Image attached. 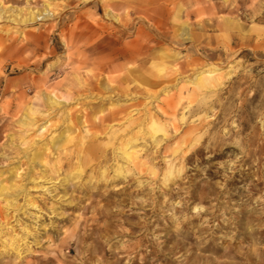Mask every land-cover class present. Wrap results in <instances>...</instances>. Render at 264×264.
Segmentation results:
<instances>
[{
    "label": "rangeland",
    "instance_id": "obj_1",
    "mask_svg": "<svg viewBox=\"0 0 264 264\" xmlns=\"http://www.w3.org/2000/svg\"><path fill=\"white\" fill-rule=\"evenodd\" d=\"M95 1L1 0L41 14L0 20V264H264V0H175L188 39L151 54L170 0ZM204 75L220 85L200 99Z\"/></svg>",
    "mask_w": 264,
    "mask_h": 264
},
{
    "label": "bare ground",
    "instance_id": "obj_2",
    "mask_svg": "<svg viewBox=\"0 0 264 264\" xmlns=\"http://www.w3.org/2000/svg\"><path fill=\"white\" fill-rule=\"evenodd\" d=\"M3 1H5V0H3ZM6 1L18 2L19 0H6ZM95 2L97 4V6H98L99 0H96ZM170 2H172V6L171 7L163 6V9L162 10H157V11H154L152 14H150L151 15V18L153 19V21L147 23V26L145 27V32L146 33L144 35V38L139 39V42L137 43L138 47H140V46H141V48H142V46L144 48L146 47L147 48L146 51H148V53L151 50V48H153L152 45L153 46H155V45L157 46L158 44H161V42H163V41L164 42H171V43H173V42L174 43H179L180 40H186V39H188V38H184V37L182 39H180V38H178V36L176 34V32H177L180 24L188 25L186 23V21H182V22H178L177 21V22H174V24H170V23H172V21H176L177 20V17H178V14H179V12L177 14V10L175 9V5H176L175 0H170ZM2 4L3 3L0 0V20H5V21L7 20V21H10V22H17V23H19V22L28 23L30 21L31 22L35 21L36 20V16L41 14V13H34V12H31L29 10V11H27V14H25L24 16L21 15L20 17H18V14H14L13 16H11V15H5L6 14L5 13V9H4L5 7H3ZM123 4H124L123 2L116 1V0H102V2H101V6L104 8V12H106V8H110V7H113V6H120L121 7ZM189 8H190V6H189ZM184 10H186V9H184ZM191 11H193V10H190L188 12H191ZM185 14H186V11H185ZM199 15H200V13H195V17L196 16H199ZM187 16L188 15H186V17ZM209 17H211V16H209ZM210 19L211 18H209V19H198L199 21H196L195 26H201V27L202 26L203 27H206V26H209V27L210 26H217L218 27L219 26V27L230 28V29L237 28V26L240 27V25L236 21H232L233 19H230V18L229 19H222L221 21H213V22ZM115 20H118V17L115 18ZM156 22L157 23L164 22V26H166L165 27V30L158 31L157 30V23ZM143 23L144 22L141 23L142 26H143ZM128 24L129 23H128V19H127V13H125L124 17L120 21L117 22V25L122 30L125 31L129 27ZM95 25L97 26V24H95ZM143 28H144V26H143ZM10 29L11 28H0V32L3 33V34L0 35V44H2L3 41H9L10 42L9 43L10 45L14 43V40H15V36H14L15 31H11ZM34 35L39 36L40 34H37L36 33ZM243 35H244V33H243ZM118 39L119 38H117L116 40H118ZM193 40H195V41H193L192 44H191V50H192V48L196 47L197 44L199 45L200 43H203V45H207V44L210 43V41H205V37H203L201 40L199 38H196L195 37V38H193ZM196 40L198 41V43H196ZM87 49L90 52L91 51L92 52L94 51V53H96V54L103 53L104 50H106V49L109 50L110 49L109 52L106 53V54H108V53H113L114 51H117L119 48H115L114 46H112V47L109 46V47H106L105 48V47H101L100 43H98V42H92V43H89L88 42L87 43ZM137 51H139V48L137 50H135L134 52H129L127 54L128 55H132L133 53H137L138 54L139 52H137ZM177 51H178V49H177ZM78 53H79L78 48L75 47L74 50L71 51L70 54L67 56V59L69 61H71V62H74L75 64H77L79 66L82 65V64H87L85 62V58L83 59L84 62H82L83 60L80 58V56L78 57ZM141 54H142V52L139 53V55H141ZM149 54H151V53H149ZM174 54H175V52H174ZM165 57L166 58H171V57H169V55L168 56H165ZM205 63H206V61H205ZM77 65H76V68H79V67H77ZM209 65H204V66H199V67L196 65L195 66V68H196L195 69L196 70L195 72H197L198 74L199 73H202L203 72V68L204 67H207V66H208L207 71L209 73L214 72L217 69L216 65L215 66H209ZM117 66H119L120 70H122L123 68H125V70L122 72L123 75H122L121 79L127 80V66L126 67H123V62L122 61L117 62ZM111 67H112V65H111ZM220 78H221L220 75H214L212 77H210V75L209 76L204 75V76L198 77V80L197 81H194V85H196V87L198 89L197 90V96H198V98L205 99L206 97L209 96V93L210 92H212L213 90L214 91L217 90L219 88V85H220V82H217V80H220ZM217 86H218V88H217ZM119 113H121V109L118 110V111H113L111 113V116L112 117H115ZM150 136L154 139L153 134L150 135ZM77 170L79 171V169H77ZM16 247L17 246H12L11 248H16Z\"/></svg>",
    "mask_w": 264,
    "mask_h": 264
}]
</instances>
